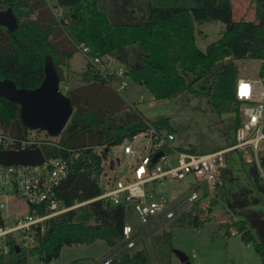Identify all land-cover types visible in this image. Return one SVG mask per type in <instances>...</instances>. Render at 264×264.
Masks as SVG:
<instances>
[{"label": "trees", "instance_id": "obj_1", "mask_svg": "<svg viewBox=\"0 0 264 264\" xmlns=\"http://www.w3.org/2000/svg\"><path fill=\"white\" fill-rule=\"evenodd\" d=\"M122 1L136 6L134 0ZM51 2L62 10L60 17ZM256 5L252 20L234 18L232 0H150L149 15L135 23L112 21L99 7V0H0V10L10 7L19 23L13 31L0 25V78H9L21 88H36L51 61L60 82L68 84L65 94L74 111L57 139L41 145L47 157L63 156L69 160L68 174L57 190L64 204L70 206L98 196L102 191L99 180L108 153L106 147L110 149L147 129L149 122L88 62L83 72L66 69L69 58L78 51L77 44L84 42L90 47V55L105 58L138 45L144 62L126 64V75L133 82L145 86L156 99H168L180 92L206 94L220 114L236 108L238 125L236 61L264 60V0H256ZM216 20L225 24L221 37L210 42L205 50L200 49L196 43L197 25ZM118 58L125 61L121 56ZM181 68L194 78L189 81ZM263 72L264 62L260 68V73ZM73 73L91 80L71 84L69 75ZM200 80L209 85L196 88ZM150 123L165 129L169 118ZM29 129L22 120L19 103L0 96V131L23 138ZM126 210L123 204L112 205L97 199L51 217L43 232L37 228L36 245L19 251L12 246L8 256L0 257V264H23L27 255L45 261L57 259L64 246L92 243L96 239H104L110 247H116L123 240ZM4 221L0 207V224ZM175 222L199 226L205 219H201L200 211L190 210L183 211ZM220 225L227 233H231V226L236 227L244 240L253 241L264 262V239H256L247 221ZM171 237V231L155 237L159 264H172ZM129 250L122 248L111 264H151L143 249Z\"/></svg>", "mask_w": 264, "mask_h": 264}, {"label": "rangeland", "instance_id": "obj_2", "mask_svg": "<svg viewBox=\"0 0 264 264\" xmlns=\"http://www.w3.org/2000/svg\"><path fill=\"white\" fill-rule=\"evenodd\" d=\"M136 6H128L122 0H99V7L107 13L114 22H140L149 15L150 0H134ZM54 4L55 3H52ZM233 15L236 19H255L256 0H232ZM61 16V9L53 7ZM225 24L220 21H207L197 25L196 43L205 50L207 45L221 37ZM133 46L123 48L115 56H108L110 66L126 64H142L145 56L137 53ZM121 56L125 61L118 58ZM239 73L247 76L260 74L261 62L256 58H241L236 61ZM85 57L75 54L72 65L81 69L84 67ZM181 72L191 81L194 77L181 68ZM79 80V81H76ZM127 87L121 95L128 104L134 108L149 122L168 117L169 124L166 130L171 128L176 135L174 144L179 148L204 153L224 148L235 142L237 127V109L230 112L218 113L206 94L180 92L168 99H156L143 85L127 78ZM71 84H81L82 80L73 76ZM83 83V82H82ZM208 82L200 80L195 84L202 89ZM63 92H66L64 83L60 82ZM29 132L37 133L36 129ZM45 134V131H40ZM131 142L126 138L123 142L112 145L107 157L103 161L102 183L108 179H120L132 174V166L136 160L124 153V145ZM138 155L145 154L152 146L149 137H140L132 142ZM101 152L102 148L98 147ZM242 152L232 150L227 154V166L223 170L221 182L213 191L208 189L205 181L199 182L193 175L172 182H155L152 187L153 195L166 196L174 207L187 202L190 190L195 189L202 193L195 202H187L184 209L177 213L178 217L183 211H200L201 219L205 222L199 226L182 225L175 222V218L166 219L160 224L152 221L144 223L130 206L126 210V222L130 223L135 233V247L129 251L134 252L143 249L151 264H159L154 250L156 235L163 231H171V243L173 249L185 252L192 264H264L262 258L255 249L254 242H247L241 234L227 233L220 224H233L237 220H245L253 231L258 241L264 239V180L258 175L254 162L241 159ZM2 213L5 221L28 214L29 208L25 200L18 195H5L0 197ZM204 210V212H201ZM158 216L157 220H162ZM236 228V227H235ZM233 226L230 230L235 229ZM125 243L121 242L115 248L110 247L104 239H96L92 243L66 245L62 248L57 258L59 264H103L102 257H108L118 253ZM34 256H28L29 260ZM172 264H182L178 256L173 252ZM27 264V260L23 262Z\"/></svg>", "mask_w": 264, "mask_h": 264}, {"label": "built area", "instance_id": "obj_3", "mask_svg": "<svg viewBox=\"0 0 264 264\" xmlns=\"http://www.w3.org/2000/svg\"><path fill=\"white\" fill-rule=\"evenodd\" d=\"M77 48L85 55L91 69L99 71L118 92L121 93L127 87L126 80L129 77L124 65L112 67L107 58L90 55V47L84 42L77 44ZM260 62L262 66L264 60L260 59ZM64 87L67 90L68 84L65 81ZM235 97L239 102L240 123L236 127L233 144L204 153L188 151L174 144L175 132L158 129L148 122L147 129L134 134L130 138L131 142L124 145V153L136 160L132 166V174L115 180L110 178L102 183V171L99 180L101 193L70 206L64 204L57 194L69 171V160L65 157H47L44 154V161L36 165L0 164V197L2 194L18 195L29 208L28 214L0 224V257L8 256L12 246L29 250L37 244V228L40 227L43 232L49 218L97 199H104L112 205L123 204L126 209L131 206L145 224L155 222L158 216H163V220L173 219L180 207H174L173 202L164 195L155 197L150 185L155 182L177 181L193 175L199 182L205 181L208 189L213 191L221 182L223 170L227 166V154L232 150L242 152L241 159L254 162L259 177L264 180V72L258 76L239 73L235 83ZM36 130L37 133L28 132L23 138L0 131V151L41 148V145L57 139L45 130ZM40 131H45V134ZM140 137H149L152 146L147 153L138 155L132 142ZM159 151L163 153L154 161ZM201 195V192L192 189L187 202H195ZM0 207L2 209L1 200ZM42 210L44 213H41ZM134 233V227L126 222L122 229L121 242L125 243L123 249L135 247ZM231 233L237 234L238 231L232 229ZM28 256L31 255H27V264H59L57 259L29 260ZM113 259L114 256L105 255L102 258L103 264H111Z\"/></svg>", "mask_w": 264, "mask_h": 264}, {"label": "water", "instance_id": "obj_4", "mask_svg": "<svg viewBox=\"0 0 264 264\" xmlns=\"http://www.w3.org/2000/svg\"><path fill=\"white\" fill-rule=\"evenodd\" d=\"M0 25L11 31L18 28L17 17L10 7L0 10ZM0 96L19 103L21 117L26 126L45 130L53 137L61 134L74 111L70 98L60 89V80L51 61L46 65L41 85L36 88H21L9 78H0ZM106 150H109V147H106ZM162 153L159 151L154 161ZM44 159L45 155L40 147L0 151V164L36 165L42 163ZM16 249L20 250L19 247ZM174 253L182 264H192L185 252L174 248Z\"/></svg>", "mask_w": 264, "mask_h": 264}, {"label": "crops", "instance_id": "obj_5", "mask_svg": "<svg viewBox=\"0 0 264 264\" xmlns=\"http://www.w3.org/2000/svg\"><path fill=\"white\" fill-rule=\"evenodd\" d=\"M135 51H137V53H142V51H141V48L137 45V46H135V47H132ZM78 53H81L84 57H85V55L80 51V50H78L77 52H75L70 58H69V61H68V65L66 66V69H69V70H71L72 72H83L85 69H86V66H87V59H86V57H85V64H84V67H82L81 69H79V68H77V67H75V66H73L72 65V59H73V57H74V55L75 54H78ZM73 76L75 77V76H77L78 78H80V80H82V82L83 83H86V82H88V81H90L91 80V77H88V76H80V75H78V74H75V73H73L72 75H69V79L70 80H72L73 79ZM69 80V81H70ZM76 81H79V80H76ZM81 82V83H82ZM64 83V82H63ZM71 83V82H70ZM66 84H67V82H66ZM186 203V202H185ZM185 203H183L182 205H180V206H178V207H180V209L182 208V209H184L183 207H184V205H185ZM161 221H163V218H162V220H160V221H158L157 219H156V225H158V224H160V222ZM113 248H115V247H113ZM118 253H116V254H114L113 256H114V258L116 257V255H117ZM103 256H105V255H103ZM107 256V255H106ZM110 257H112V256H110ZM103 258V257H102ZM103 261V260H102Z\"/></svg>", "mask_w": 264, "mask_h": 264}]
</instances>
